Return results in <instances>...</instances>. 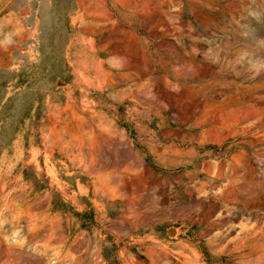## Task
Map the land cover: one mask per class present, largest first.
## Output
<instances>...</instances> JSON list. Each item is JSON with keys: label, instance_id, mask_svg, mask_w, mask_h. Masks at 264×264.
I'll use <instances>...</instances> for the list:
<instances>
[{"label": "rangeland", "instance_id": "374dc122", "mask_svg": "<svg viewBox=\"0 0 264 264\" xmlns=\"http://www.w3.org/2000/svg\"><path fill=\"white\" fill-rule=\"evenodd\" d=\"M0 264H264V0H0Z\"/></svg>", "mask_w": 264, "mask_h": 264}]
</instances>
